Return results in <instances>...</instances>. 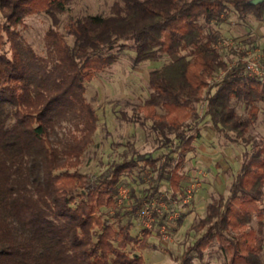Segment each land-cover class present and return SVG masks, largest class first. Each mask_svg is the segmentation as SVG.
I'll return each instance as SVG.
<instances>
[{
    "label": "trees",
    "instance_id": "obj_1",
    "mask_svg": "<svg viewBox=\"0 0 264 264\" xmlns=\"http://www.w3.org/2000/svg\"><path fill=\"white\" fill-rule=\"evenodd\" d=\"M74 1L0 0V264H144L143 255L128 248H147L153 232L169 223L168 213L153 210L142 239L122 218L153 200L185 199L183 169L205 117L231 143L252 146L228 194L206 205L200 235L178 264H195L214 243L225 256L222 264H264V137L249 133L264 111V83L245 74L242 55L226 59L218 48V27L230 8L261 21L264 2L116 0L108 15L71 19L69 43L60 16ZM38 13L51 19L45 56L20 31ZM130 45L137 64L165 60L149 73L142 116L129 122L145 129L151 121L150 130L162 139L156 148L168 151L158 158L135 151L100 175L82 173L78 166L99 126L87 83ZM234 100L245 104L246 115ZM203 102L200 116L195 107ZM141 162L155 175L145 195L133 191L127 211L118 203L119 188L124 176L142 170Z\"/></svg>",
    "mask_w": 264,
    "mask_h": 264
},
{
    "label": "rangeland",
    "instance_id": "obj_2",
    "mask_svg": "<svg viewBox=\"0 0 264 264\" xmlns=\"http://www.w3.org/2000/svg\"><path fill=\"white\" fill-rule=\"evenodd\" d=\"M115 1L75 0L68 6V10L61 14L59 29L66 34L67 23L85 14L108 15ZM2 21L0 13V22ZM50 25V17L46 13H38L27 17L25 23L20 26L25 42L31 44L43 56L46 55L44 35ZM218 28L222 34L218 48L226 59L237 61L240 55L241 59H245L248 55L256 53L264 60V19L259 21L252 16L241 18L230 8L228 17ZM66 38L69 43H73L71 36L66 34ZM114 52H117V48ZM164 62L163 59L137 64L135 52L130 45L118 53V62L115 65L96 74L87 83L86 98L97 112L99 126L93 137V145L83 155L78 166L80 172L100 175L113 164L132 158L135 151L150 153L154 158L161 157L168 151L165 148H156L162 139L150 130L151 121L147 122L148 128L145 129L140 127V124L129 122L142 116L139 107L150 94L149 73ZM233 105L239 114L246 115L243 102L234 100ZM195 110L203 116L205 103L197 104ZM192 122L189 120V123ZM198 127L201 137L195 141L194 150L188 153L183 169L187 180L183 182L182 187L187 193L186 197L189 196L188 200L184 202V199H180L179 203L172 202L165 207L159 205L162 202L155 200L157 206L168 213L169 223L164 232L167 237L159 228L148 239L147 248L141 249L138 245L128 248L133 254L143 255L144 264L179 263L178 257L200 235L196 228L200 219L205 216L206 205L220 194H228V187L240 170L244 152L251 149L252 145L231 143L218 134L209 117H205ZM249 133L256 139L264 137L263 110L250 127ZM140 165L142 170H136L132 175L123 177L122 186L126 188L128 196L118 203L120 206L124 205L127 211L133 209V191L139 197L145 195L150 186V177L155 175L144 162ZM168 189V185L163 184V193L168 194ZM144 208L145 205L136 213L122 218L123 224L128 221L133 223L132 234L138 239H142V231L147 228ZM181 215L182 221L178 223L177 219L181 218ZM253 226L257 227L256 221ZM224 260L222 250L214 243L205 251L203 258H196L194 263L222 264Z\"/></svg>",
    "mask_w": 264,
    "mask_h": 264
},
{
    "label": "built area",
    "instance_id": "obj_3",
    "mask_svg": "<svg viewBox=\"0 0 264 264\" xmlns=\"http://www.w3.org/2000/svg\"><path fill=\"white\" fill-rule=\"evenodd\" d=\"M241 60L245 64V67H244L245 74H247L250 77L256 78L259 81H261L262 83H264V60L260 59L256 53H252V54L248 55L247 58L241 59ZM127 196H128V192H127L126 188L124 186H121L119 188V202H122L124 200V198H126ZM188 197H186L187 199L186 198L184 199V202H185V200H188ZM156 202L157 201L153 200L150 203H145V208H144L145 210H143V214L145 215V219L147 221L146 222L147 228H149V229H151L152 225H153V219H154L152 216L153 209L159 213H163L162 209L157 206ZM160 202H162V203H159V205H161L163 207L172 204V201L170 203H168L165 200H160ZM164 202H166L167 204H165ZM173 202H174L173 204H177V201H173ZM155 206H157V207H155ZM166 226H167V224H164L160 227L162 233L165 232ZM165 237H167L166 234H165Z\"/></svg>",
    "mask_w": 264,
    "mask_h": 264
},
{
    "label": "water",
    "instance_id": "obj_4",
    "mask_svg": "<svg viewBox=\"0 0 264 264\" xmlns=\"http://www.w3.org/2000/svg\"><path fill=\"white\" fill-rule=\"evenodd\" d=\"M252 2H253L254 4H259V3H263L264 0H252Z\"/></svg>",
    "mask_w": 264,
    "mask_h": 264
}]
</instances>
